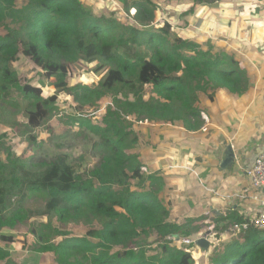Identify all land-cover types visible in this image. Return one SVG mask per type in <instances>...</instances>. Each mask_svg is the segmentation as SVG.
Masks as SVG:
<instances>
[{
	"label": "trees",
	"instance_id": "16d2710c",
	"mask_svg": "<svg viewBox=\"0 0 264 264\" xmlns=\"http://www.w3.org/2000/svg\"><path fill=\"white\" fill-rule=\"evenodd\" d=\"M159 6L155 0H0V99L11 101L16 91L33 129L70 101L68 108L75 112H63L57 125L45 126L49 134L66 135L71 127L73 134L94 135L90 155L70 160L57 154L38 170L7 159V152L0 160V229L21 224L23 214L99 225L84 234L54 227L53 241L32 248L54 264H264V230L254 226L222 242L215 236L218 242L206 250L175 240L176 235L198 237L195 222L202 217L182 220L171 211L172 186L165 182L164 163H156L162 143L151 126L181 118L186 129H197L198 122L188 118L199 115L197 95L206 89L200 81L205 76L208 82L232 79L221 66L225 60L210 56L211 39L203 49L204 40L178 31L162 18ZM212 19L209 13L199 36L211 30ZM216 31L211 38H226L228 31ZM20 58L41 71L95 64L96 75L105 70L108 75L90 84L76 78L69 82L61 72L48 84L19 85L15 61ZM105 102L99 122L86 118V104L101 108ZM171 144L179 147L178 135ZM33 191L47 198L25 208ZM131 245L138 250L134 257L124 254ZM6 247L0 243V264H24Z\"/></svg>",
	"mask_w": 264,
	"mask_h": 264
},
{
	"label": "crops",
	"instance_id": "0c3cea01",
	"mask_svg": "<svg viewBox=\"0 0 264 264\" xmlns=\"http://www.w3.org/2000/svg\"><path fill=\"white\" fill-rule=\"evenodd\" d=\"M250 1L243 5L253 15H246L244 7L240 12L247 16L245 27L244 16L228 17L226 38L209 37L214 39L210 56L225 60L221 66H227L232 80L208 82L205 76L200 81L206 89L197 95L199 115L188 118L199 127L188 130L181 118L151 126L158 145L162 143L156 163H164L165 182L172 186L171 211L182 220L202 217L196 218L195 225L200 227L197 236L209 231V247L218 242H214L215 236L220 242L228 239L231 225L239 217L248 220L259 206L250 195L253 191H243L249 185L247 169L264 153V0ZM238 3L231 9L237 11ZM177 135L179 147H170ZM223 141L234 154L231 168L222 166ZM260 195L264 196V189Z\"/></svg>",
	"mask_w": 264,
	"mask_h": 264
},
{
	"label": "rangeland",
	"instance_id": "374dc122",
	"mask_svg": "<svg viewBox=\"0 0 264 264\" xmlns=\"http://www.w3.org/2000/svg\"><path fill=\"white\" fill-rule=\"evenodd\" d=\"M238 1L239 3L237 4L236 11L231 9V7L235 6L237 0H179L175 4H172L171 0H155L157 4H160L159 14L162 15V18L170 20L172 25L186 36L195 38V40L196 38L204 40V44L206 45L203 46L200 44L203 49L208 48L206 42L210 40L209 37L211 38L213 34L218 36L219 33L216 31L217 29H220L221 34L226 35L228 27H230L228 25L229 22L227 23L228 17L244 16L243 25L244 27L246 26V15H253L252 12H247V5H243L245 1L249 0ZM243 7L246 15L240 14ZM134 12L135 9L130 8V15H133ZM209 13H212V22L215 23L211 26L209 32H206L207 30L205 29L202 36H199L197 34L198 30L202 29L200 24H205ZM221 19L223 20L221 21ZM237 25L238 23L236 26ZM189 28H192L193 31ZM194 30L197 32H194ZM214 39L218 38L214 37ZM214 39H212L211 44ZM214 47H216V45H214ZM15 63V68L19 71V85L25 82L36 83L39 81L48 84L54 81L57 74L61 72L67 74L66 79L69 82H71L73 78H76L78 81H87L90 84L93 82L97 83V81L102 82L108 75V70L103 71L100 75H96L93 71L95 64H89L86 67L76 64H69L66 67L47 66L41 71L39 68H34L33 64L25 58L17 59ZM39 74H41V78L43 79L40 80ZM145 91H147V89H145ZM63 103V111L59 113L57 110L54 111L55 114L46 123L41 127L33 129L25 122V118L27 117L24 111L25 106L22 105V98L16 91L12 92L11 101H3L0 99V160L7 152V159L12 158L17 161L19 160L21 165H26L32 170H38V168H41L49 159L54 158L57 154H66L69 156L70 160L77 159L81 155L80 153L90 155V149L92 147L91 141L94 139L93 134L88 132L73 134L72 128L69 127L68 134H63L64 136L54 135L53 137L45 128L48 124L53 126L57 125L59 115H62L63 112L67 113V115H70V112H75L73 111L74 109L68 108V105H71L70 101L66 103L63 101ZM105 104L106 102L100 108L99 105H91L88 103L84 106L83 113L92 123H95V121L99 122L104 112ZM99 111L101 112L99 113ZM143 121L145 122V120H142V123H144ZM128 122H131V120H128ZM2 142L7 144V147H4L3 144H1ZM78 145L80 147L79 151H77ZM135 183L136 181L133 180V187ZM46 198L47 196L45 194L33 191L25 201V208L38 206L42 204ZM98 226L99 225L95 223H86L85 220L78 224L76 221L73 223L60 221L56 217H53L51 220L45 216L26 218L23 214L21 224L11 229H0V243L3 247L8 246L9 248H6L10 249V251L13 252V257L21 263L54 264L53 259L47 254L39 253L32 249L36 244L41 242L53 241L56 237L52 232L54 227L69 230L72 233L84 234L89 228ZM10 245H13L14 248H10ZM124 254L128 257H134L138 255V250L134 245H131L125 250ZM114 258L116 259L115 256Z\"/></svg>",
	"mask_w": 264,
	"mask_h": 264
},
{
	"label": "built area",
	"instance_id": "2783aa9c",
	"mask_svg": "<svg viewBox=\"0 0 264 264\" xmlns=\"http://www.w3.org/2000/svg\"><path fill=\"white\" fill-rule=\"evenodd\" d=\"M142 169L146 170L145 167H142ZM246 176L249 185L244 188L243 191L245 193L249 190L253 191L250 195L253 200L258 202V211L254 212L248 220L244 219V221L233 223L231 225L230 237L238 236L251 226L258 228L259 230H264V196L260 195L261 191L264 189V153H260L254 158L252 164L246 171ZM207 235L204 233L196 238L181 237L176 239V241L179 245H196L195 241L197 238L204 236L208 239ZM174 244L176 245V243H173V245Z\"/></svg>",
	"mask_w": 264,
	"mask_h": 264
},
{
	"label": "water",
	"instance_id": "95a60500",
	"mask_svg": "<svg viewBox=\"0 0 264 264\" xmlns=\"http://www.w3.org/2000/svg\"><path fill=\"white\" fill-rule=\"evenodd\" d=\"M223 145L225 147L224 149V159H223V168H231L233 160H234V154L231 150V146L229 144H226L223 141ZM208 234V231L205 232V235ZM179 237L176 235L175 239H178ZM195 244L201 248L202 250H206L207 248H209V245L211 244L209 239H207L206 237L202 236L200 238H197L195 241Z\"/></svg>",
	"mask_w": 264,
	"mask_h": 264
},
{
	"label": "clouds",
	"instance_id": "9594fccd",
	"mask_svg": "<svg viewBox=\"0 0 264 264\" xmlns=\"http://www.w3.org/2000/svg\"><path fill=\"white\" fill-rule=\"evenodd\" d=\"M241 221H244V218L241 220ZM240 235V234H239ZM216 241V240H215ZM211 243V242H210Z\"/></svg>",
	"mask_w": 264,
	"mask_h": 264
}]
</instances>
